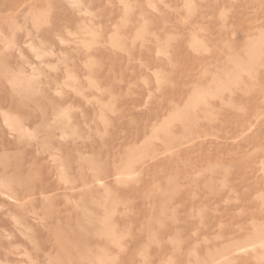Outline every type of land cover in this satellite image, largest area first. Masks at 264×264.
<instances>
[{
    "label": "rangeland",
    "instance_id": "obj_1",
    "mask_svg": "<svg viewBox=\"0 0 264 264\" xmlns=\"http://www.w3.org/2000/svg\"><path fill=\"white\" fill-rule=\"evenodd\" d=\"M263 26L264 0H0V264H264L238 249L264 229Z\"/></svg>",
    "mask_w": 264,
    "mask_h": 264
},
{
    "label": "bare ground",
    "instance_id": "obj_2",
    "mask_svg": "<svg viewBox=\"0 0 264 264\" xmlns=\"http://www.w3.org/2000/svg\"><path fill=\"white\" fill-rule=\"evenodd\" d=\"M8 1V0H7ZM75 1H77V0H75ZM10 5V4H9ZM150 5V4H149ZM8 6V5H7ZM151 6V5H150ZM264 27V26H263ZM5 41V40H4ZM170 69H171V67H170ZM232 70V69H231ZM95 71V70H94ZM172 71H173V69H172ZM183 72V71H182ZM196 77V76H195ZM101 78V77H100ZM146 78H148V77H146ZM118 79V78H117ZM170 79V78H169ZM128 80V79H127ZM210 80V79H209ZM209 80H208V82H209ZM232 80V79H231ZM100 81V80H99ZM157 81V80H156ZM150 82H152V81H150ZM159 82V81H158ZM179 83V82H178ZM119 84V83H118ZM185 84V83H184ZM188 84V83H187ZM117 86V85H116ZM116 86H115V88H116ZM134 86H135V84H134ZM222 86V85H221ZM225 86V85H224ZM139 88V87H138ZM228 88V87H227ZM226 90V89H225ZM137 91V90H136ZM41 93V92H40ZM111 93V92H110ZM217 93V92H216ZM138 94V93H137ZM207 94V93H206ZM206 94L204 93V92H198L197 94H196V96H195V98H194V101H193V104H196L197 102H199L200 100L202 101L205 97H206ZM230 94V93H229ZM124 95V94H123ZM139 95V94H138ZM159 95H161V94H159ZM163 95V94H162ZM208 95V94H207ZM210 96V98H211V95H209ZM132 98H134V97H132ZM162 99V98H161ZM227 99V98H226ZM193 100V99H192ZM206 100V99H205ZM220 101V100H219ZM235 101V100H234ZM207 102V101H206ZM220 104H221V102H220ZM238 105V104H237ZM91 106V105H90ZM146 105H144L143 107L144 108H146L145 107ZM201 106V105H200ZM134 107V106H133ZM135 108V107H134ZM140 108V107H139ZM227 108V107H226ZM136 109V108H135ZM184 109V108H183ZM224 109V108H223ZM2 110V109H1ZM4 110V109H3ZM185 110V109H184ZM225 110V109H224ZM210 111V110H209ZM144 112H145V110H144ZM148 113V112H147ZM199 114H200V110H199V112H198ZM1 114V113H0ZM173 114V113H172ZM198 114V115H199ZM2 115V114H1ZM164 115V114H163ZM202 115V114H201ZM205 115V114H204ZM221 115V114H220ZM245 115V114H244ZM165 116V115H164ZM178 117V116H177ZM15 118H16V115H15ZM176 118V117H175ZM194 118V117H193ZM208 118V117H207ZM214 118V117H213ZM212 118V119H213ZM91 119V118H90ZM187 119V118H186ZM203 119V118H202ZM250 119V118H249ZM129 120V119H128ZM127 120V121H128ZM132 121V120H131ZM131 121H129V123H131ZM159 121V120H158ZM222 121V120H221ZM2 122H4V117H3V121ZM150 123V122H149ZM201 123V122H200ZM220 123V122H219ZM5 124V123H4ZM118 124H119V122H118ZM131 124H133V122L131 123ZM222 124V123H221ZM256 124V123H255ZM201 125V124H200ZM199 125V126H200ZM6 126V125H5ZM8 126V125H7ZM94 126V125H93ZM142 127V126H141ZM170 127V126H169ZM172 127H174L173 125H172ZM190 127V126H189ZM8 128V127H7ZM113 128V127H112ZM119 128H120V126H119ZM175 128V127H174ZM202 128H203V126H202ZM9 129V128H8ZM93 129V128H92ZM114 129V128H113ZM121 129V128H120ZM143 129V128H142ZM191 129V128H190ZM199 129V128H198ZM210 129V128H209ZM201 130V129H200ZM221 130V129H220ZM6 131V130H5ZM10 131V130H9ZM110 131H111V129H110ZM116 131V130H115ZM118 131H119V129H118ZM193 131H196L195 130V128H194V130ZM204 131H205V129H204ZM216 131V130H215ZM235 131V130H234ZM122 132H123V130H122ZM136 132V131H135ZM144 132H146L147 133V130L145 129V131ZM150 131H148V133H149ZM200 132H203V131H200ZM10 133V132H9ZM93 133V132H92ZM145 133V134H146ZM198 133H199V131H198ZM210 133V132H209ZM243 133V132H242ZM123 135V134H122ZM199 135V134H198ZM224 135H226V133H224ZM9 137H10V135H9ZM117 137V136H116ZM145 137V136H144ZM205 137V136H204ZM167 138V137H166ZM220 138V137H219ZM238 138H241V137H238ZM18 139V138H17ZM169 139V138H168ZM167 139V140H168ZM200 139V138H199ZM166 140V139H165ZM166 140V141H167ZM218 140V139H217ZM136 141H137V139H136ZM170 141V140H169ZM235 142V141H234ZM134 143V142H133ZM167 143V142H166ZM169 145V144H168ZM172 145V144H171ZM158 146V145H157ZM168 147H170V146H168ZM120 149V148H119ZM200 149H201V147H200ZM211 151V150H210ZM119 152H120V150H119ZM133 152V151H132ZM169 152H170V150H169ZM171 152H172V150H171ZM175 153V152H174ZM121 154V153H120ZM172 154V153H171ZM107 155V154H106ZM114 155V154H113ZM113 155H112V157H113ZM115 155H117V154H115ZM160 155V154H159ZM180 156V155H179ZM105 157V156H104ZM111 157V158H112ZM120 160V158L118 159V161ZM112 162H113V160H111ZM248 164V163H247ZM191 165V164H190ZM113 166V165H112ZM177 166V165H176ZM201 166V165H200ZM146 167V166H145ZM232 167V166H231ZM179 168V167H178ZM258 168V167H257ZM131 165L129 164V163H127V164H125L123 167H122V170H121V174L122 175H126V176H128V175H131ZM249 169H251V167L249 168ZM88 170V169H87ZM186 171V170H185ZM140 172V171H139ZM137 174V173H136ZM179 174V173H178ZM160 175V174H159ZM203 175V174H202ZM258 175V174H257ZM205 176H207V175H205ZM222 176V175H221ZM186 178V177H185ZM204 179V178H203ZM263 179V178H262ZM91 180V179H90ZM97 180L99 181V183L100 184H104L103 182H102V180L100 179V178H97ZM164 180V179H163ZM192 180H193V178H192ZM190 182H191V180H189ZM260 181V180H259ZM153 182V181H152ZM190 182H188V183H190ZM223 182V181H222ZM227 182V181H226ZM209 184V183H208ZM256 184V183H255ZM260 184V183H259ZM186 185V184H185ZM188 185V184H187ZM181 186V185H180ZM182 186H184V185H182ZM192 186V185H191ZM199 186V185H198ZM258 186V185H257ZM189 188V187H188ZM203 188V187H202ZM217 188V187H216ZM199 190H201V189H199ZM207 190H209V189H207ZM96 191V190H95ZM161 192V191H160ZM163 192V191H162ZM203 192V191H202ZM210 192V191H209ZM160 194V193H159ZM205 194V193H204ZM245 194V193H244ZM198 195H199V193H198ZM160 196V195H159ZM173 197V196H172ZM99 199V198H98ZM192 199V198H191ZM193 200V199H192ZM172 204V203H171ZM242 204V203H241ZM175 205H177V204H175ZM237 206V205H236ZM21 207H23V205L21 206ZM20 207V208H21ZM216 207V206H215ZM32 208V207H31ZM238 208V207H237ZM209 209V208H208ZM33 210V209H32ZM31 210V211H32ZM207 210V209H206ZM211 210V209H210ZM258 211V210H257ZM220 212V211H219ZM74 213V212H73ZM213 213V212H212ZM215 213H217L218 214V211L217 212H214V214ZM184 214V213H183ZM205 214V213H204ZM209 214V213H208ZM251 214V213H250ZM193 215V214H192ZM191 215V216H192ZM207 215V214H206ZM219 215V214H218ZM242 215H243V213H242ZM75 216V215H74ZM195 216H197V215H195ZM202 216V215H201ZM208 216V215H207ZM226 216V215H225ZM235 216V215H234ZM186 217H188V216H186ZM249 217V216H248ZM252 217V216H251ZM30 218V217H29ZM76 218V217H75ZM204 218V217H203ZM215 218V217H214ZM32 219V218H31ZM252 219V218H251ZM36 220V219H35ZM152 220V219H151ZM204 220H205V218H204ZM203 220V221H204ZM214 220V219H213ZM235 220H237V219H235ZM37 221V220H36ZM122 221V220H121ZM199 221V220H198ZM223 221V220H222ZM41 222V221H40ZM184 222V221H183ZM125 223V222H124ZM151 223V222H150ZM16 224V223H15ZM247 224V223H246ZM172 225V224H171ZM170 225V226H171ZM228 225V224H227ZM122 226V225H121ZM151 226V225H150ZM230 226V225H229ZM246 226V225H245ZM105 227V226H104ZM175 227V226H174ZM241 227V226H240ZM173 229V228H172ZM233 229V228H232ZM241 229V228H240ZM244 229V228H243ZM140 231V230H139ZM175 231V230H174ZM199 231V230H198ZM108 232H110V231H108ZM197 233V232H196ZM200 233V232H199ZM73 236V235H72ZM160 236V235H159ZM177 236V235H176ZM193 239H194V237H193ZM199 239V238H198ZM29 242V241H28ZM264 242V229H257L256 230V235H255V237L251 240V243H249V244H247V245H244V246H240V247H238V249H242V248H245L246 246H250V245H252V243H263ZM151 246V245H150ZM171 246V245H170ZM106 247V246H105ZM121 247V246H120ZM152 247V246H151ZM120 249V248H119ZM118 249V250H119ZM153 250V249H152ZM123 251H124V249H123ZM155 251H157V250H155ZM163 258V257H162ZM159 259V258H158ZM22 260V259H21ZM101 260V259H100ZM99 260V261H100ZM26 261H27V259H26ZM26 264V263H25ZM101 264H104V262H102L101 261ZM197 264H203V262H198Z\"/></svg>",
    "mask_w": 264,
    "mask_h": 264
}]
</instances>
